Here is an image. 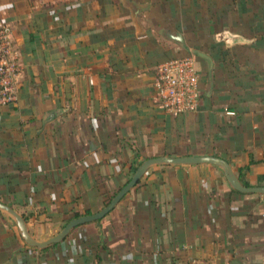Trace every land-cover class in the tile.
Here are the masks:
<instances>
[{
    "label": "crops",
    "instance_id": "1",
    "mask_svg": "<svg viewBox=\"0 0 264 264\" xmlns=\"http://www.w3.org/2000/svg\"><path fill=\"white\" fill-rule=\"evenodd\" d=\"M128 1L145 6L136 19ZM0 13L20 64L18 100L0 107V201L37 238L101 210L155 156L217 155L264 185V0H0ZM225 30L251 41L228 45ZM189 55L202 97L174 115L158 106L155 69ZM0 264H264V196L212 164L155 166L103 219L41 251L0 212Z\"/></svg>",
    "mask_w": 264,
    "mask_h": 264
},
{
    "label": "water",
    "instance_id": "2",
    "mask_svg": "<svg viewBox=\"0 0 264 264\" xmlns=\"http://www.w3.org/2000/svg\"><path fill=\"white\" fill-rule=\"evenodd\" d=\"M125 5L131 9V14L134 19H136L138 13L145 8V6L130 1L125 2ZM165 36L183 46L185 45V38L181 32H165ZM218 39L225 40L228 45L251 41V39L241 35L233 34L229 30H225L220 33ZM198 55L207 58L210 66L213 65L211 57H209L207 54L198 52ZM61 111V109H56L48 112L45 117V122L54 119L61 113ZM198 164H212L220 168L224 172L230 187L235 191L245 194H260L264 196V185L244 184L232 164L220 156L211 154L160 155L148 158L138 165L128 182L101 210L95 213L75 217L71 219L61 230L56 227L51 233L44 235L42 239L37 238L31 233L24 215L11 205L0 201V212L10 221V223L17 225L18 232L25 244L31 248L41 251L63 241L76 227L103 219L107 214L117 207L121 200L137 185V183L149 171V169L160 165L189 166Z\"/></svg>",
    "mask_w": 264,
    "mask_h": 264
},
{
    "label": "built area",
    "instance_id": "3",
    "mask_svg": "<svg viewBox=\"0 0 264 264\" xmlns=\"http://www.w3.org/2000/svg\"><path fill=\"white\" fill-rule=\"evenodd\" d=\"M19 71L13 25L0 13V107L17 102ZM155 71L154 86L161 109L180 115L199 108L202 97L200 75L192 55L162 62L156 66Z\"/></svg>",
    "mask_w": 264,
    "mask_h": 264
},
{
    "label": "trees",
    "instance_id": "4",
    "mask_svg": "<svg viewBox=\"0 0 264 264\" xmlns=\"http://www.w3.org/2000/svg\"><path fill=\"white\" fill-rule=\"evenodd\" d=\"M244 183L247 184V185H250V183L247 182V181H245ZM119 190H120V189H119ZM119 190H118V191H119ZM118 191H117V192H118ZM117 192H115V194H117ZM86 213H91V212L87 211ZM79 214H80V213H77V215H79ZM250 215H252V214L250 213ZM98 248L109 249V247H108L106 244L102 243V242L99 243ZM98 251H99V250H97V251H95V253H93V255H94V257H95L96 259L99 258Z\"/></svg>",
    "mask_w": 264,
    "mask_h": 264
}]
</instances>
